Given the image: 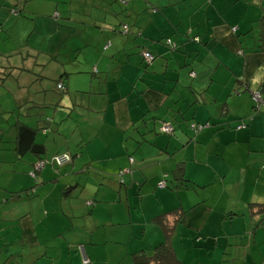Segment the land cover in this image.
<instances>
[{
  "label": "crops",
  "instance_id": "obj_1",
  "mask_svg": "<svg viewBox=\"0 0 264 264\" xmlns=\"http://www.w3.org/2000/svg\"><path fill=\"white\" fill-rule=\"evenodd\" d=\"M134 1L119 3L131 11ZM141 1L138 14L144 10L145 18L176 22L164 31L159 20L134 21L139 37L131 42L132 34L120 43L108 36L111 58L119 56L111 69L115 74L108 69L112 60L102 71L93 67L100 85L85 105L98 115L96 131L108 120L107 142L95 144L99 132L90 138L77 130L72 120L77 114L68 111L62 120L67 127L73 124V148L66 134L57 132L64 140L60 146L47 148L40 140L47 141V131L39 130L33 141L43 144L42 155L66 151L70 161L57 168L46 164L32 178L37 154L16 148L15 107L0 110V264H130L133 252L149 253L164 240L153 217L175 209L178 214L167 221L171 234L185 232L181 246L186 238L200 244L202 235L223 244L222 254L230 260L245 261L253 246L260 250L264 244V110L253 112L249 96L264 85V46L248 47L246 30L241 38L239 28L225 19L236 0ZM258 1L264 8V0ZM75 2L80 7H67L68 18L92 3ZM148 4L154 5L152 15L146 14ZM141 49L154 56L150 63H143ZM64 78L72 103L82 100V94H73L78 89L69 91V75ZM109 84L112 97L106 94ZM190 121L208 125L193 132ZM163 122L171 124V134L159 130ZM177 163L186 181L174 187L171 172ZM121 169L127 171L118 176ZM160 180L164 187L157 186ZM64 186L71 187L66 196L60 193ZM175 237L168 243L178 258Z\"/></svg>",
  "mask_w": 264,
  "mask_h": 264
},
{
  "label": "rangeland",
  "instance_id": "obj_2",
  "mask_svg": "<svg viewBox=\"0 0 264 264\" xmlns=\"http://www.w3.org/2000/svg\"><path fill=\"white\" fill-rule=\"evenodd\" d=\"M61 1L3 0V4L0 6V65L23 66L24 64V66L27 65L25 68L28 70L26 72L28 76L25 78L22 73H19L20 71H12L10 78H5L7 80L4 81V85H0V110L11 108L12 104L14 105L13 96L15 95L21 99V104L26 99H29L30 103L31 101L37 103L39 99L44 97L43 103H47V106L41 109L35 107L28 110L31 115L26 121L33 124L36 119L45 120L49 117L50 122L46 128L47 141L45 138L40 139L45 144L47 142V148L61 145L64 140L58 134H66L67 142L72 148L77 143L76 133L71 128L73 124L67 127V121L62 120L68 111L72 116L77 114L76 118L73 117L72 120L75 122L77 130H82L86 137L92 138L98 129L99 125L97 126L96 120L98 115L89 112L85 105L87 97L92 99L95 95L93 93L96 92L94 87L97 89L100 85L97 78L90 79L93 67L97 65L99 71H102L103 66L105 64L107 66L108 62L112 60V64L110 63L108 67L111 71L113 64H118L119 56L113 58L110 56L112 49L110 47L114 45L108 36L115 35L117 43H120L123 37L132 34L128 39L131 42L134 37H139L134 21L142 19L145 22L149 19L153 23L159 20L161 22L158 25L164 31L168 30L171 23L176 22V18H157L156 15L150 14L154 12L153 4H148L147 9H145L146 14L152 15L153 18H145L144 10L138 14V5L142 3L141 0L133 2L131 11L128 7L123 9L124 6L119 3L122 0H91L92 3L88 4L90 6L86 5L85 7L83 5L82 10H79L75 15L72 14V18H68L67 7L75 10L80 7V2L64 0L66 3L63 4ZM218 1L227 4L230 2V0ZM253 1L236 0L235 5L229 4L225 10V13L231 16V18L225 19L232 24V28H239L241 38L244 37L241 33L246 30L245 43L248 47L258 46L262 44L264 39V18H261L264 8L260 6V1ZM1 2L2 0H0ZM116 9L117 14H111V11ZM54 11H57L59 16H53ZM245 16L254 18H245ZM182 19L188 20V18ZM260 21H262V25L258 27ZM121 23L128 25L129 33L127 35L123 34L122 29L119 28ZM260 33L263 34L262 37ZM107 42H110L111 46L109 45L106 50L102 49V45ZM64 71L70 73L69 91L78 89V91H73V94H82V100L72 103V100L64 93L62 98L67 100L68 104L54 108L51 105L58 99V94L52 90L55 89L56 78H61ZM99 73H96L95 76L98 77ZM114 74L112 70L111 77ZM111 77L109 76V78ZM35 78L40 80L36 83L32 81L33 83L31 82L30 85L27 80ZM107 81L112 82L108 78ZM110 84L106 94L112 97L113 94L110 93H115V90H112ZM25 85H27L26 89ZM41 88H45V91H39ZM26 105H29V102ZM18 109L22 113L25 105L22 104ZM85 112H88L90 116H83ZM4 116L7 117L6 113ZM10 118H14L11 113ZM110 130L111 126L107 120L105 127L96 131L99 133L94 137L95 144L107 142ZM40 133L41 131L38 132L37 139L40 138ZM143 205L144 203L141 206ZM184 233L182 230H176L175 235L178 238L174 248L178 253V258H183L185 264H264V244L259 245L260 250L253 246L251 255L245 261L243 259L233 261L222 254L223 249H225L223 244L204 238L202 235H199L202 239L200 244L194 242L192 245L190 239L186 238V246H181ZM175 235L171 234L170 240L173 238L174 241Z\"/></svg>",
  "mask_w": 264,
  "mask_h": 264
},
{
  "label": "trees",
  "instance_id": "obj_3",
  "mask_svg": "<svg viewBox=\"0 0 264 264\" xmlns=\"http://www.w3.org/2000/svg\"><path fill=\"white\" fill-rule=\"evenodd\" d=\"M22 1H27V0H22ZM261 25H262V21H260V23L258 24V27H261ZM126 27H127V25H126ZM124 32L125 33L128 32V27ZM260 35H261V37L263 36L262 33H260ZM194 40H197V39L195 38ZM163 42L167 47H173V43L169 38H165ZM263 46H264V39H263L262 44L258 45L257 48L260 49ZM145 52L150 55L149 59L144 58L143 54ZM139 53H140L142 61L145 64L150 63L154 58V56L152 55V53L149 50L141 49ZM25 67H27V65L24 66V64H23V66H20V65L17 66V65H12V64L8 65V66L0 65V85H4V81L7 80L5 78H7V77L10 78L9 76L11 75L12 71H20L19 73L20 74L22 73L24 78H25V76H28L26 73L28 70ZM95 72H96V70L93 69V71L90 73V79L91 80L93 79V77L97 78V76H95ZM69 74H70L69 72L64 71L61 75V78H56V80H55V89H54L55 91L54 90H52V91L54 93L58 94V99L55 100V102L51 105L54 108L57 106H63L60 99L62 98L64 93L68 94V92H67L68 90L65 88L66 84L64 83L65 82L64 77L68 76ZM190 75L192 76L193 73L191 72ZM39 80H40L39 78H35L33 80H27V81L31 85L33 82L36 83ZM63 80H64V82H63ZM64 84H65V86H64ZM26 87H27V85H25V89H26ZM39 91L44 92L45 88H41ZM253 91H259L261 99L264 102V98L262 96V92L264 91V85H262V87H260L256 90H253ZM253 91L249 92V96H250V99L252 102L251 109L253 112H260L261 110H264V103H258L257 104L253 100V98H252V92ZM79 92H83V91H79ZM86 93H89V92H86ZM18 98L19 97L17 95L13 96L14 107H15V110L17 112V117H16L14 123L12 124V127H14V129H15V142H16V146H17L16 148L20 152H22L23 150L28 148V150H32L33 152L35 151V153L37 154V156H36L37 158L31 164V168L29 170V176H31L32 178H35L37 172L40 171L46 164L51 165L52 167L55 166L57 168L59 166H62L64 164L68 163L71 159V155L68 152L62 151V152H55V153H52L50 155H42L43 154L42 151L44 149L43 144H41V143L38 144V143L33 141L35 134L39 130H41L43 132L46 131V128L49 125L50 120H49V117H47L45 120L36 119V121L33 124L28 123L26 121L28 118V115H29L28 110L35 108V107H38L37 109H41V108L46 107L47 103L46 104L43 103L44 97L39 99L37 103L33 102V101H31V103H30V100L26 99V101L24 103H22L23 105H25V109L22 113L18 109L22 105L20 103L21 99H18ZM27 102H29V105H26ZM163 123H165V122H163ZM168 124L171 126L170 123H168ZM191 124H193L194 126ZM207 125L208 124L197 123L194 121H190L187 124L189 129L192 130L193 132H197ZM239 127H241V126L240 125L236 126V128H239ZM172 132H173V127L171 126V130L169 132H162V133L171 134ZM61 154H66L68 156V160L62 164H57L54 161V157L61 155ZM38 162H42L43 164L39 169H36L35 165ZM122 170H125V169L119 170L118 176L122 175V173H123ZM120 171H122V172L120 173ZM182 172H183L182 164L177 163L171 172L175 181H177V183L174 185V187L175 186L179 187V186L183 185V183L186 181L183 178ZM164 183H165V181H164ZM35 185H36V183L34 184L33 187H35ZM32 188H29L28 190H30ZM159 188H161V187H159ZM70 189H71V187L64 186L63 188L60 189L61 195L62 196L68 195L70 192ZM175 214H178V211H176V209H175V212L173 210H171V211H167V212L161 213V214L153 217V220H156L157 222H159V224L161 226L162 233L164 235V240H163V242L159 243L158 245L152 247L151 248L152 250L149 253H146L143 250H139V251L132 253L130 256L131 257V263L130 264H184L175 256L171 246L168 243V238L171 235L173 225H172V223H169L167 221V218L171 217Z\"/></svg>",
  "mask_w": 264,
  "mask_h": 264
},
{
  "label": "built area",
  "instance_id": "obj_4",
  "mask_svg": "<svg viewBox=\"0 0 264 264\" xmlns=\"http://www.w3.org/2000/svg\"><path fill=\"white\" fill-rule=\"evenodd\" d=\"M123 29H124V31L127 29V27L126 26H123ZM233 29V28H232ZM143 56H144V58H146V59H149L150 58V55L148 54V53H144L143 54ZM252 98H253V100L258 104V103H264L263 102V100L261 99V96H260V93H259V91H253L252 92ZM191 125H193V124H191ZM194 126V125H193ZM161 132H169L170 130H171V126L168 124V123H162L161 124V126H160V129H159ZM68 160V156L66 155V154H61V155H58V156H55L54 157V161L57 163V164H62V163H64V162H66ZM129 160L130 161H132V159L131 158H129ZM42 162H38V163H36V165H35V168L36 169H39L41 166H42ZM123 172L124 171H127V169H125V170H122ZM122 171H120V173L122 172ZM158 185V187H163L164 185H165V183H164V181L163 180H161V181H159V183L157 184ZM82 262L84 263V262H86V259H84V260H82Z\"/></svg>",
  "mask_w": 264,
  "mask_h": 264
}]
</instances>
